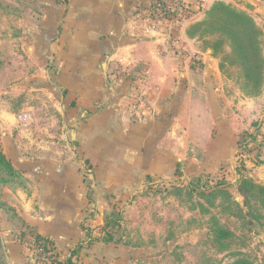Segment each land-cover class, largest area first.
I'll return each mask as SVG.
<instances>
[{
  "label": "crops",
  "instance_id": "crops-1",
  "mask_svg": "<svg viewBox=\"0 0 264 264\" xmlns=\"http://www.w3.org/2000/svg\"><path fill=\"white\" fill-rule=\"evenodd\" d=\"M184 1L188 8L199 0ZM249 1L264 12V0ZM156 2L172 0H0V15H8L0 46H10L8 58L0 57V153L15 176L1 187L2 199L62 248L85 237L88 204L97 206L99 223L146 175L173 171L178 121L185 132L192 125L193 78L205 80L199 94L220 88L215 72L189 67L196 42L187 9L183 21L161 20ZM21 46L28 60L19 57ZM201 55L205 62L208 53ZM40 61L57 64L61 117L17 131V117L13 123L1 102L26 90ZM207 108L212 113L209 100ZM8 247L16 260L17 248Z\"/></svg>",
  "mask_w": 264,
  "mask_h": 264
},
{
  "label": "rangeland",
  "instance_id": "rangeland-1",
  "mask_svg": "<svg viewBox=\"0 0 264 264\" xmlns=\"http://www.w3.org/2000/svg\"><path fill=\"white\" fill-rule=\"evenodd\" d=\"M213 1L199 10L198 1L186 8L175 0V12L159 16L170 22L178 21L177 11L182 21L185 13L190 16L196 47L189 67L215 72L213 86L220 87L199 94L205 80L193 78L192 125L185 132L178 121L173 171L146 175L144 185L111 205L99 223L97 206L88 204L85 237L62 248L58 240L38 235L2 199L14 173L0 159V264H264V12L249 0ZM0 21L7 24L8 15ZM9 50L8 42L2 44L0 57L8 58ZM18 52L21 58L30 53L23 46ZM33 63L26 90L17 88L1 102L14 112L13 123L28 111L30 130L39 120L61 117L56 104L58 91L64 92L55 91L57 64ZM9 245L17 248L16 260Z\"/></svg>",
  "mask_w": 264,
  "mask_h": 264
},
{
  "label": "built area",
  "instance_id": "built-area-1",
  "mask_svg": "<svg viewBox=\"0 0 264 264\" xmlns=\"http://www.w3.org/2000/svg\"><path fill=\"white\" fill-rule=\"evenodd\" d=\"M174 1L175 0H172V3L163 2V4L160 2H156L154 9H156V8L159 9V12L161 14H165L166 12H168L172 15V12H175V7H173ZM208 5H209L208 0H199L198 1L199 10L208 8ZM177 13H178V16L176 17V19L178 21H181L182 12L177 11ZM145 21H146V19H145ZM178 21H173V22H178ZM17 124L20 128L28 129L32 124L31 114L28 112L19 113L17 116Z\"/></svg>",
  "mask_w": 264,
  "mask_h": 264
},
{
  "label": "trees",
  "instance_id": "trees-1",
  "mask_svg": "<svg viewBox=\"0 0 264 264\" xmlns=\"http://www.w3.org/2000/svg\"><path fill=\"white\" fill-rule=\"evenodd\" d=\"M3 158L2 154L0 153V159ZM110 218L112 217H107L106 218V224L108 225L109 224V221H110Z\"/></svg>",
  "mask_w": 264,
  "mask_h": 264
},
{
  "label": "water",
  "instance_id": "water-1",
  "mask_svg": "<svg viewBox=\"0 0 264 264\" xmlns=\"http://www.w3.org/2000/svg\"><path fill=\"white\" fill-rule=\"evenodd\" d=\"M72 134L74 135V131L72 132Z\"/></svg>",
  "mask_w": 264,
  "mask_h": 264
}]
</instances>
